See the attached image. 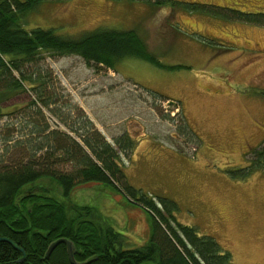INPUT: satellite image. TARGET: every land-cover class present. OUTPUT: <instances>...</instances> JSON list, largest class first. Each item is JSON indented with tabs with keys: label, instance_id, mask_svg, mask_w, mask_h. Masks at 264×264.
I'll return each instance as SVG.
<instances>
[{
	"label": "rangeland",
	"instance_id": "obj_1",
	"mask_svg": "<svg viewBox=\"0 0 264 264\" xmlns=\"http://www.w3.org/2000/svg\"><path fill=\"white\" fill-rule=\"evenodd\" d=\"M171 1L48 0L23 25L68 36L136 31L163 66L125 58L109 69L89 67L79 56H47L57 93L111 143L125 133L136 140L131 158L122 155L131 186L176 201L178 221L215 237L234 264H264V170L230 174L248 168L264 141V17L255 24L233 16L258 15L264 0ZM32 98L23 93L4 104L0 157L15 111ZM186 122L197 134L192 140L182 133ZM39 183L24 193L46 184L60 193L49 179ZM71 199L99 210L127 249L149 241L150 213L111 185H79Z\"/></svg>",
	"mask_w": 264,
	"mask_h": 264
},
{
	"label": "trees",
	"instance_id": "obj_2",
	"mask_svg": "<svg viewBox=\"0 0 264 264\" xmlns=\"http://www.w3.org/2000/svg\"><path fill=\"white\" fill-rule=\"evenodd\" d=\"M45 1L0 0V116L14 97H33L15 111L0 157V238L11 239L26 254L1 242L0 264H72L64 243L46 256L50 245L64 238L73 243L75 259L87 264H234L215 237L178 221L176 201L149 197L130 185L122 155L131 158L136 140L125 133L111 143L80 107L65 104L46 58L79 56L89 67L109 69L125 58L162 63L134 30L99 28L68 36L55 29H26L27 15ZM233 17L260 24L264 15L235 12ZM45 110L56 119L55 126ZM182 133L190 140L197 137L187 122ZM253 157L248 168L230 174L248 177L264 170V141ZM42 179L58 185L59 196L47 184L41 192L24 193L31 185L40 187ZM85 183L109 184L143 206L151 215L149 241L127 249L125 237L99 210L73 202V190Z\"/></svg>",
	"mask_w": 264,
	"mask_h": 264
},
{
	"label": "water",
	"instance_id": "obj_3",
	"mask_svg": "<svg viewBox=\"0 0 264 264\" xmlns=\"http://www.w3.org/2000/svg\"><path fill=\"white\" fill-rule=\"evenodd\" d=\"M1 242H7L9 244H11L15 249L21 251L24 255L26 254L25 250L23 248H21L19 245H17L14 241H12L11 239H8V238H0V243ZM66 244L67 246V252H68V256H69V259L70 261L72 262V264H86V263H77L76 259H75V255H74V247H73V243L68 240V239H59L55 242H53L48 251H47V254L46 256L47 257H50V255L52 254V252L55 250V248L59 245V244ZM24 261V258H22L20 260V262H23Z\"/></svg>",
	"mask_w": 264,
	"mask_h": 264
},
{
	"label": "flooded vegetation",
	"instance_id": "obj_4",
	"mask_svg": "<svg viewBox=\"0 0 264 264\" xmlns=\"http://www.w3.org/2000/svg\"><path fill=\"white\" fill-rule=\"evenodd\" d=\"M173 2H176L175 0H172ZM171 1V2H172ZM178 3H179V1H177ZM260 11H262V12H260V13H258V15H264V10H260ZM243 14H245V13H243ZM257 15V14H256ZM77 261V260H76ZM77 263H88V261L87 262H79V261H77Z\"/></svg>",
	"mask_w": 264,
	"mask_h": 264
}]
</instances>
